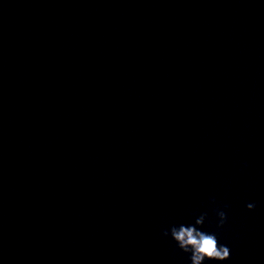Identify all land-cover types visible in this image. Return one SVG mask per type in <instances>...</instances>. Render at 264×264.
<instances>
[{"label":"clouds","instance_id":"9594fccd","mask_svg":"<svg viewBox=\"0 0 264 264\" xmlns=\"http://www.w3.org/2000/svg\"><path fill=\"white\" fill-rule=\"evenodd\" d=\"M246 207L251 211L255 208V204L249 203ZM216 215L219 218L217 224V228L219 229L226 223L227 214L225 211L217 210ZM205 219L206 213L196 218L195 224L193 225H174L162 233L164 237L170 235L180 250L191 254V264H203L205 260L225 261L230 258V249L218 243L215 233L200 230Z\"/></svg>","mask_w":264,"mask_h":264}]
</instances>
